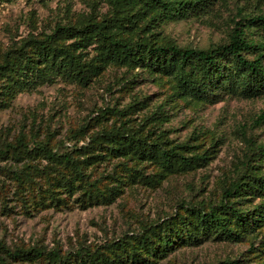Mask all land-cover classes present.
<instances>
[{
  "label": "rangeland",
  "instance_id": "obj_1",
  "mask_svg": "<svg viewBox=\"0 0 264 264\" xmlns=\"http://www.w3.org/2000/svg\"><path fill=\"white\" fill-rule=\"evenodd\" d=\"M173 1L187 4L173 16L144 4L119 35L209 49L228 42L242 22L246 34L264 42V23L251 22L264 13V0ZM111 14L110 0H0V63L29 37ZM96 46L77 51L99 63L87 81L53 70L0 94V149L21 137L27 143L0 155V245L61 255L0 249V264H264V84L246 93L247 77L229 56L220 58L229 77L210 78L190 63L199 87L193 90L179 69L116 63ZM7 82L0 73V84ZM114 130L123 132L122 141L134 135L143 147L180 145L208 159L167 170L135 149L113 152L103 135ZM42 144L73 162L48 158ZM246 181L253 189L227 195ZM232 207L255 213V220L241 225ZM213 208L228 218L236 239L202 225L200 216Z\"/></svg>",
  "mask_w": 264,
  "mask_h": 264
},
{
  "label": "trees",
  "instance_id": "obj_2",
  "mask_svg": "<svg viewBox=\"0 0 264 264\" xmlns=\"http://www.w3.org/2000/svg\"><path fill=\"white\" fill-rule=\"evenodd\" d=\"M112 14L100 21L88 20L82 25L57 26L55 30L38 38L29 37L21 43L20 46L9 50L2 63H0V73L8 77L7 84H0V94H9V90L14 83H18L23 78L36 77L37 81L45 80L53 70L60 73L65 72L67 76L73 77L80 81H87L92 74L99 71V63L95 58L91 60H82L81 53L78 50L98 43L97 49L102 52L111 61L123 64L147 65L162 69L164 71L178 70L182 73V78L189 84L193 90H199L196 80H192L187 67L192 62H198L201 68L210 74H224L228 76L231 72L226 70V66L220 61L221 57L231 56L238 69L246 75L245 83L246 93L254 92L260 89L264 84V42L257 41L246 34V27L242 22H238L230 34V39L226 43L218 44L209 49L185 48L176 44L154 45L153 42L144 36L140 41H132L119 35L123 24L133 23L138 14L139 7L142 5L162 8L167 16L180 13L182 7L187 4L186 1L173 0H110ZM180 4L181 7L177 5ZM264 23V13L251 19V22ZM69 38L76 39L74 42L67 43ZM258 50L253 59L247 56L251 50ZM222 69V70H221ZM229 77V76H228ZM261 84L258 88V85ZM103 136L113 143L111 150L120 155L126 154L127 150L135 149L142 156L157 158L162 162L167 170L186 169L199 164L200 161L208 159L205 154L187 155L182 150L185 146L175 148H162L158 144H147L143 147L141 140L131 136V138L122 141L123 132L110 131ZM125 137V136H124ZM38 147L43 150L45 155L57 162H73V159L67 155L55 154L49 149L47 144ZM20 146H27L24 138L17 141V145L8 144L5 148L0 149V155L5 156L9 149ZM157 147V148H156ZM78 168L80 166L76 164ZM246 186L252 188L249 182L234 183L227 190V195L236 193L241 194V189ZM224 209V208H223ZM222 210V209H221ZM233 216L241 225H248L255 220V213L242 211L232 207ZM262 212V211H261ZM261 216V215H260ZM202 225L208 224L214 227L218 234L224 235L229 239H236L237 232L229 225V220L218 208H213L200 216ZM0 249L5 250L11 256H36L43 255L61 257L57 251L47 252L43 248L16 249L11 251L5 246L0 245ZM80 254L84 252H77ZM92 255L89 252L85 253ZM82 255L80 257L85 256ZM89 256V257H90ZM0 259H3L0 257Z\"/></svg>",
  "mask_w": 264,
  "mask_h": 264
}]
</instances>
